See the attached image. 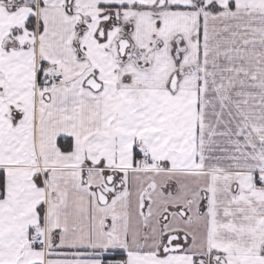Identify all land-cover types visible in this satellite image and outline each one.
Here are the masks:
<instances>
[{"label": "snow or ice", "instance_id": "obj_1", "mask_svg": "<svg viewBox=\"0 0 264 264\" xmlns=\"http://www.w3.org/2000/svg\"><path fill=\"white\" fill-rule=\"evenodd\" d=\"M0 264H264V0H0Z\"/></svg>", "mask_w": 264, "mask_h": 264}]
</instances>
